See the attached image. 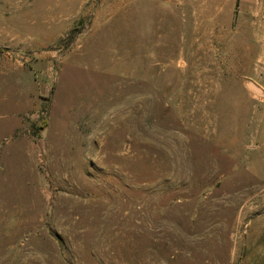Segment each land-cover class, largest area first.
<instances>
[{
	"label": "rangeland",
	"instance_id": "374dc122",
	"mask_svg": "<svg viewBox=\"0 0 264 264\" xmlns=\"http://www.w3.org/2000/svg\"><path fill=\"white\" fill-rule=\"evenodd\" d=\"M0 264H264V0H0Z\"/></svg>",
	"mask_w": 264,
	"mask_h": 264
}]
</instances>
